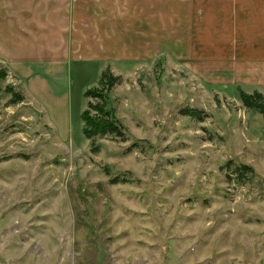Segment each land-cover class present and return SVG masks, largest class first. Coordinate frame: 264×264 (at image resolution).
Masks as SVG:
<instances>
[{
    "label": "rangeland",
    "instance_id": "1",
    "mask_svg": "<svg viewBox=\"0 0 264 264\" xmlns=\"http://www.w3.org/2000/svg\"><path fill=\"white\" fill-rule=\"evenodd\" d=\"M0 69V264H264V116L240 98L263 92L129 66L104 95L122 137L88 139L105 67L49 77L44 98Z\"/></svg>",
    "mask_w": 264,
    "mask_h": 264
},
{
    "label": "crops",
    "instance_id": "2",
    "mask_svg": "<svg viewBox=\"0 0 264 264\" xmlns=\"http://www.w3.org/2000/svg\"><path fill=\"white\" fill-rule=\"evenodd\" d=\"M160 58L206 86L264 93V0H0V62L42 98L74 66Z\"/></svg>",
    "mask_w": 264,
    "mask_h": 264
},
{
    "label": "trees",
    "instance_id": "3",
    "mask_svg": "<svg viewBox=\"0 0 264 264\" xmlns=\"http://www.w3.org/2000/svg\"><path fill=\"white\" fill-rule=\"evenodd\" d=\"M7 77V72L4 69H0V82ZM118 77H113L109 71H105L99 81L101 86L99 89L95 88L93 90H88L84 95L85 97H92L98 99L99 102L96 104L88 103L87 109L83 111L81 119L83 121V134L86 138L91 139L95 136L104 135H117L122 137L121 127L116 121L112 120L109 112L106 111L105 98L104 95L109 91L116 82H118ZM7 92L12 94L14 97L13 102L21 101V97L14 94L12 89L8 88ZM240 98L244 106L248 109H256L264 116V96L261 94L246 95L240 93ZM92 112V114H91ZM184 114L189 116H194L195 114H189V112L184 111ZM239 172L240 178H244L247 173L252 174L253 170L248 166H242L237 170Z\"/></svg>",
    "mask_w": 264,
    "mask_h": 264
}]
</instances>
